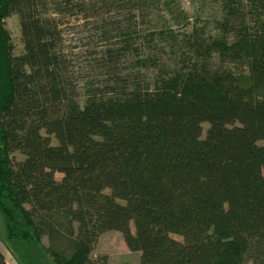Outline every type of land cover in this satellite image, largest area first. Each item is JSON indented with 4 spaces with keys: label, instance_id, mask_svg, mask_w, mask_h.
<instances>
[{
    "label": "trees",
    "instance_id": "trees-1",
    "mask_svg": "<svg viewBox=\"0 0 264 264\" xmlns=\"http://www.w3.org/2000/svg\"><path fill=\"white\" fill-rule=\"evenodd\" d=\"M189 1L0 0V222L24 264H110L109 231L141 264H264V0ZM58 215L69 253L43 243Z\"/></svg>",
    "mask_w": 264,
    "mask_h": 264
},
{
    "label": "rangeland",
    "instance_id": "rangeland-1",
    "mask_svg": "<svg viewBox=\"0 0 264 264\" xmlns=\"http://www.w3.org/2000/svg\"><path fill=\"white\" fill-rule=\"evenodd\" d=\"M183 5L186 10H191L192 5L189 0H182ZM83 21H80L78 24H82ZM5 26L10 32L12 43L14 46V54L19 55L24 51V44L22 41L21 30L19 17L17 14H13L8 17L5 21ZM75 28V33L78 34V30L80 28L78 26L70 27ZM68 30L65 33L66 36V46H75L78 45V35L75 33H70ZM204 132L208 128V124H203ZM54 144L57 143L56 140L53 141ZM63 177L62 174L57 173L56 178L61 179ZM1 221V217H0ZM58 229H54L51 233V236H45L43 239V243L45 247H50V249H59L63 250L65 253H69L73 247V239L67 236L65 227H66V219L63 216H57L56 223ZM176 239L182 240V238L178 235H173ZM0 250L4 254L8 264H24L18 254L13 249L11 243L8 241L4 229V225L0 222ZM106 254L109 257L110 264H121L124 262H128L131 264H141V253L140 252H132L128 246L126 245L123 235L119 231H109L101 235L95 250L93 252V256L96 257L98 255ZM33 259L36 264H56L51 260L50 256L44 253V250L39 248L37 249V254L33 255Z\"/></svg>",
    "mask_w": 264,
    "mask_h": 264
}]
</instances>
